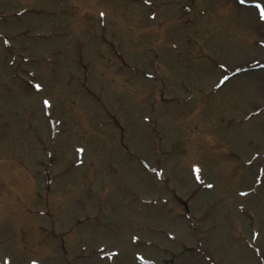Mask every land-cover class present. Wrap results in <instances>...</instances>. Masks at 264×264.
Returning a JSON list of instances; mask_svg holds the SVG:
<instances>
[{"label":"rangeland","instance_id":"374dc122","mask_svg":"<svg viewBox=\"0 0 264 264\" xmlns=\"http://www.w3.org/2000/svg\"><path fill=\"white\" fill-rule=\"evenodd\" d=\"M257 2L0 0V264H264Z\"/></svg>","mask_w":264,"mask_h":264},{"label":"snow or ice","instance_id":"6c2138e0","mask_svg":"<svg viewBox=\"0 0 264 264\" xmlns=\"http://www.w3.org/2000/svg\"><path fill=\"white\" fill-rule=\"evenodd\" d=\"M146 3L149 2V0H145ZM239 3L241 5H245L247 3V0H239ZM251 8H253L256 12H257V16H258V20L260 22H264V3H261V2H257V3H254L252 5H249ZM104 14L101 13V16H103ZM153 19L155 17H152ZM5 43H7V41H5ZM258 46L261 48V49H264V38H262L260 41H258ZM223 67V66H221ZM224 72L226 73L227 72V69H224ZM229 80V77L225 74L223 79H221L216 87L217 88H220L221 86H223L227 81ZM35 88L37 91H40L41 90V86L39 84L35 85ZM44 105L46 107H50V103L49 101L45 100L44 101ZM78 151L82 152L83 149H78ZM196 173L199 174L200 172V169H195ZM197 179H199V175H197ZM209 187H212V185H209ZM241 195H248V193H241Z\"/></svg>","mask_w":264,"mask_h":264}]
</instances>
